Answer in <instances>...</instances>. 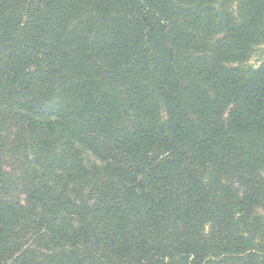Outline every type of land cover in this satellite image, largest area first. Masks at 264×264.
I'll return each mask as SVG.
<instances>
[{
  "label": "trees",
  "instance_id": "1",
  "mask_svg": "<svg viewBox=\"0 0 264 264\" xmlns=\"http://www.w3.org/2000/svg\"><path fill=\"white\" fill-rule=\"evenodd\" d=\"M260 46L264 0H0V264H264Z\"/></svg>",
  "mask_w": 264,
  "mask_h": 264
},
{
  "label": "rangeland",
  "instance_id": "2",
  "mask_svg": "<svg viewBox=\"0 0 264 264\" xmlns=\"http://www.w3.org/2000/svg\"><path fill=\"white\" fill-rule=\"evenodd\" d=\"M264 60V47L260 46L255 49V51L252 52L251 57L248 61L250 65L257 66ZM47 95V93L44 94V96Z\"/></svg>",
  "mask_w": 264,
  "mask_h": 264
}]
</instances>
